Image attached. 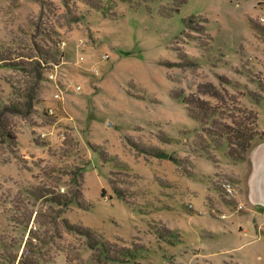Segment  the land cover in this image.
I'll list each match as a JSON object with an SVG mask.
<instances>
[{
	"label": "rangeland",
	"instance_id": "374dc122",
	"mask_svg": "<svg viewBox=\"0 0 264 264\" xmlns=\"http://www.w3.org/2000/svg\"><path fill=\"white\" fill-rule=\"evenodd\" d=\"M31 59L45 79L0 159V264H264V210L239 198L264 132V0H0L1 104L30 81L7 65ZM208 84L228 93L211 105L258 114L244 161L188 115ZM80 173V205L53 203Z\"/></svg>",
	"mask_w": 264,
	"mask_h": 264
},
{
	"label": "trees",
	"instance_id": "16d2710c",
	"mask_svg": "<svg viewBox=\"0 0 264 264\" xmlns=\"http://www.w3.org/2000/svg\"><path fill=\"white\" fill-rule=\"evenodd\" d=\"M98 8L97 6H94ZM36 52L43 56L44 52L38 46H35ZM53 62H55V56L50 55ZM2 62H7L5 58L1 59ZM31 65L33 68L25 70L22 65L9 64L7 66L11 68H21L27 76H29L30 81L26 82L28 87L24 90L15 89V98L6 104L0 103V159L7 152L11 154H16L18 146V137L15 130V125L13 123L14 117L27 118L32 114V111L36 105V95L39 84L43 81L44 73L41 61H34L31 59ZM57 64V61H56ZM224 80L222 77L220 78ZM206 91H199V94L189 95L186 100V108L190 118L199 123L205 134L210 137H216L218 139L217 146H221L226 142L227 146V156L234 161H244L245 154L251 149L252 141L257 135V121L258 114L251 109H240L238 113L239 117L234 114H227L228 109L224 108L221 110L219 106H213L209 101L201 98V95H207L215 100H222L224 102L225 94L216 88L212 84L206 85ZM227 120H230L227 122ZM210 123L214 126V130L210 129ZM156 156H163V153H158ZM83 175L78 174L74 179V184L78 188L76 191L71 193L70 197L64 195H58L53 197L52 202L62 206H69L76 202L80 205L79 197L81 196V181ZM116 193L125 200L124 194L120 189L115 188ZM46 192V191H45ZM51 194V193H46ZM45 194V195H46ZM64 225L69 231L76 232L82 236H85L90 242V248L95 249L99 246L100 242L95 237L94 232L90 228H86L82 225L71 224L67 220H64ZM104 254L107 255L106 249H102ZM30 261V260H29ZM23 264V263H22ZM33 264H35L33 262Z\"/></svg>",
	"mask_w": 264,
	"mask_h": 264
},
{
	"label": "crops",
	"instance_id": "0c3cea01",
	"mask_svg": "<svg viewBox=\"0 0 264 264\" xmlns=\"http://www.w3.org/2000/svg\"><path fill=\"white\" fill-rule=\"evenodd\" d=\"M260 132L262 139L250 150L247 163H243V169L248 168V172L241 173L239 179L246 189L245 194L239 196L240 202L246 211L252 212L264 210V132Z\"/></svg>",
	"mask_w": 264,
	"mask_h": 264
},
{
	"label": "built area",
	"instance_id": "2783aa9c",
	"mask_svg": "<svg viewBox=\"0 0 264 264\" xmlns=\"http://www.w3.org/2000/svg\"><path fill=\"white\" fill-rule=\"evenodd\" d=\"M49 77H50V79L55 80V75L54 74H50ZM56 83H58V81H56ZM80 88L81 87H78V90H80ZM61 95H62L61 93L54 94V96H53L54 98L53 99H54V101L56 103H59L60 104V102L61 103L63 102V97ZM55 110H56L55 107H49L48 115L49 116H54L55 115ZM42 136L45 137L46 134L45 133H42ZM223 188H224V190L226 191V193L229 196H232L234 194V192H235V189H234L233 185L231 183H229V182L224 183L223 184ZM240 208H242V206H240ZM22 254H24L25 256L26 255H29L30 254V250L29 249H26V250L23 249Z\"/></svg>",
	"mask_w": 264,
	"mask_h": 264
},
{
	"label": "water",
	"instance_id": "95a60500",
	"mask_svg": "<svg viewBox=\"0 0 264 264\" xmlns=\"http://www.w3.org/2000/svg\"><path fill=\"white\" fill-rule=\"evenodd\" d=\"M108 126H112V124H111V123H109V124H108Z\"/></svg>",
	"mask_w": 264,
	"mask_h": 264
}]
</instances>
